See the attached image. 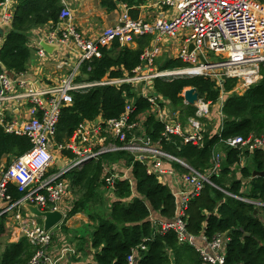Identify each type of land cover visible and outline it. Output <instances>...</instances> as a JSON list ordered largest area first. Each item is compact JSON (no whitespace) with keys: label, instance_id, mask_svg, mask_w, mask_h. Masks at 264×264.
<instances>
[{"label":"trees","instance_id":"16d2710c","mask_svg":"<svg viewBox=\"0 0 264 264\" xmlns=\"http://www.w3.org/2000/svg\"><path fill=\"white\" fill-rule=\"evenodd\" d=\"M4 1L0 0V4ZM119 2L130 10L138 7L142 0H100V5L111 12L117 9ZM61 8L59 0H16L11 27L0 46V74L1 65L13 75L25 73L30 57L29 31L47 24L56 26ZM135 12H131L132 18H136ZM150 39L141 38L136 49L120 46L117 42L109 48H102L101 58L85 62L80 75L88 82H98L106 76L121 78L132 75L140 65V56ZM185 66L177 58H165L160 65L156 64L160 71H172ZM259 74L260 79L247 87L242 95H228L237 81L224 79L220 132H204L205 144L201 148L184 143L178 137L165 138L163 124L150 113L149 103L130 85L73 92L72 104L60 111L55 142H68L82 122L93 121L98 117L105 120L118 118L125 106L132 103L130 119L135 120L143 115V134L163 153L184 162L193 171L204 174L210 168L212 154L215 151L222 152L225 159L219 173L208 177L213 186L206 183L201 192L187 204L184 218L186 233L207 241L223 234L227 239L224 264H264V218L259 214V209L264 207L257 205L264 204V178L257 177L244 182L251 178L252 172L264 171V150L250 154L224 144L234 137L264 135V64L259 67ZM190 88L196 90L202 102L217 104L221 97L220 89L206 76L161 77L153 80L152 85L154 93L180 109L184 115L182 119L194 117L196 111L195 107L183 101L182 94ZM30 148L26 137L9 135L0 129V169L4 167V159L9 162ZM242 157H249L248 164L237 168L239 176L233 177L232 168L239 165ZM118 162L130 169L131 181L118 178L109 185L106 178L111 174L109 171L104 173V170ZM172 165L181 173L186 172L178 163L173 162ZM54 171H57L56 167ZM60 180L69 182L79 197L57 227L65 232L67 219L79 213H87L91 226H94L89 241L92 256L86 264H127L131 251L140 245L145 250L139 253L136 264H205L193 247L179 244L172 231L161 232L160 224L175 218L177 202L171 190L154 175L147 174L146 166L135 161L128 152L103 153L66 172ZM104 186L112 190L114 200L102 211L99 189ZM8 192L13 201L23 196L12 186ZM6 221L7 214H1L0 237L6 233ZM80 240L82 243L79 246L82 247L84 240ZM33 256L34 248L22 237L17 242L5 245L0 254V264H29ZM84 258L87 256L84 255Z\"/></svg>","mask_w":264,"mask_h":264},{"label":"built area","instance_id":"2783aa9c","mask_svg":"<svg viewBox=\"0 0 264 264\" xmlns=\"http://www.w3.org/2000/svg\"><path fill=\"white\" fill-rule=\"evenodd\" d=\"M59 2L62 8L55 32L47 35L44 41L74 46L77 51L76 59L69 72L55 85H40V88L36 86L35 80L27 78L24 73L15 75L16 80L4 71L0 74V129L9 135L26 137L31 144L30 150L11 160L0 177V203L5 206L2 213L13 214L21 238L24 237L34 248V256L29 264H57L47 254L53 233L45 232L43 225L34 217L28 214L24 217L21 214L23 206L28 203L37 206L39 210L50 207L53 211L58 210L57 204L66 191V183L60 177L67 168L64 167V170L57 173L48 172L54 161V152L61 154L68 163L71 162L70 167L74 164L73 158L76 155L79 156V161L75 164L98 154L115 151L128 152L135 161L146 166L147 174L154 175L158 180L166 175L179 178L183 186L178 192L172 193L177 202L176 216L171 222L160 224L161 232L172 231L178 243L193 247L203 263L224 264V246L227 242L225 236L217 235L211 241L203 237L194 238L186 233L184 220L189 200L197 196L206 183L212 185L208 180L210 175L219 173L224 161L222 153L212 154L207 173L200 174L190 168L186 170L184 162L163 153L143 134V115L135 120L130 119L132 103L127 104L116 119L105 120L98 117L93 121L82 122L71 139L63 144L55 142L56 124L61 109L72 104L73 92L130 85L134 90L141 87V91L136 92L149 103L150 113L163 124L165 138L178 137L184 143L203 147L205 140L201 122L194 116L189 117L186 124L182 125L175 119V114L173 118L164 114L161 104L166 100L153 92V80L183 75L210 78L221 92L217 105L222 117L224 79L242 80L247 87L260 79L259 67L264 64V6L256 0H159L156 7L172 11L170 19L158 18L152 22H144L133 20L124 13L118 25L106 28L96 37L88 39L73 24L72 12L66 0ZM0 10L1 22L5 26H11L15 11L11 0L1 3ZM143 37H150L152 44L143 50L140 65L132 75L121 78L106 76L98 82L82 79L81 66L92 59L101 58L102 48H109L114 42L127 47L135 39ZM164 40L181 41L173 58L180 60L186 67L172 71L155 69L156 62L163 53ZM191 43L194 49L189 52ZM210 53L216 61L211 60ZM36 54L39 59L46 57L40 46ZM62 66L60 64L59 68ZM219 132L220 129L217 133ZM105 135L110 137L113 144L105 146L106 148L98 147L96 153L92 152L89 147L100 146L95 143L99 142L101 136L105 138ZM224 144L251 154L264 150V135L234 137ZM163 161L176 162L189 172L180 175L164 168ZM109 173L111 175L106 178V182L111 185L119 176L110 170ZM10 186L23 193L22 198L13 201L8 192ZM234 198L248 202L243 198ZM144 250L143 245L133 249L127 258V264H136L139 253Z\"/></svg>","mask_w":264,"mask_h":264},{"label":"crops","instance_id":"0c3cea01","mask_svg":"<svg viewBox=\"0 0 264 264\" xmlns=\"http://www.w3.org/2000/svg\"><path fill=\"white\" fill-rule=\"evenodd\" d=\"M158 1L159 0H142V3L138 7H132L130 10L125 4H122L119 2L117 3V9L111 12L106 11L100 5V0H66V3H67L68 8L72 12V21H73V24L76 26L77 31L84 38L92 39L96 37L100 32H102L104 29L118 25L124 13H127L130 16V18L133 20H141L144 22H152L158 18H162L166 20L170 19V16L173 14V12L166 8L161 9L159 7H156V3ZM11 2L15 7L16 0H11ZM132 11H136L135 12V14L137 15L136 18H132V14H131ZM10 27H11L10 25L5 26V24L1 22V10H0V36L2 35V37H0V46L3 42L4 36L6 35ZM55 28H56L55 25L53 26L51 24H47L43 27L34 28L28 33L29 34L28 35V46L30 49V57L28 59L26 71L24 74L26 75L27 78L31 80H35L36 82H39L42 87H48V86L55 85L59 81V79L65 76L75 64L77 51L74 48V46L71 44H68L67 46L59 44L58 45L60 46L59 51L54 52L52 55L46 54V57L44 59H39L37 57L36 52H37V49L39 48V42L41 40L46 39L47 35H49L51 32H55ZM140 39L141 38L135 39L134 42L130 45H127V47L130 49H136L138 47ZM180 43H181L180 40H176V41L164 40L162 44L163 53L165 51L177 52V49L179 48ZM151 44H152V39H150L148 46H150ZM60 64L63 65L61 68H59ZM82 79L85 80L84 77H82ZM179 113L180 114L178 115V113L176 112L175 119L179 120V119H182V117H184V115L182 114L180 110H179ZM188 118L189 117L183 118L186 120L184 124H182L181 122L180 123L182 125H185ZM221 120L222 119H220V121L218 122V125L214 123V126H213L214 129L210 132V134H215L219 131L220 126H221ZM201 124H202V130L204 131L205 125L203 123ZM108 140L112 141L109 136H106L105 138H102L101 136L99 142L95 144L104 145L105 142ZM98 147L99 146H93L89 148L93 151H96ZM214 153H222V152L215 151ZM57 161H59L63 167L69 168L68 166L70 163L67 162L66 158L57 159L56 162ZM172 163H166V161L162 162L164 168L174 170L180 175L188 173V171H186L185 173H181L179 170L173 167ZM3 166L4 167L0 169V177L3 171H5L4 168L7 167L6 159L3 160ZM243 166L244 165H243V158H242V161H240L239 165L238 166L235 165L232 168V170L233 171L238 170L237 168L243 167ZM55 167L56 165L54 166V168ZM107 170L108 171L110 170L111 172H113L114 174H117L118 176L120 175L123 176L119 178H127L131 181V179L129 178L130 169L124 167L122 162H118L116 164L110 165L109 169ZM58 171L59 170L53 173H57ZM104 173H107L106 169L104 170ZM159 181L162 184L166 185L171 190L172 193L178 192L179 190H181L183 186L178 177H174L171 175H166L164 177H161ZM64 182L66 183L67 189L65 191L63 198L57 204V208L60 212L63 213L64 218H65L67 212L70 211V208L72 207L73 203L79 197V193L77 192L76 189H72L69 182L67 181H64ZM99 194L102 196V198L107 197V194H108L109 196L111 195L112 198L114 199L112 190L109 187L104 186L103 188H100ZM4 207L5 206L2 203H0V215L3 214L2 211ZM21 214L25 217L28 214V212L24 208L21 211ZM35 219L37 220L39 224L42 225V222L40 219H37V218ZM91 225L92 223L89 222L87 213H79L67 219L64 225L66 229L64 234H68V236L72 238H69L67 242L64 241L60 246L57 245L56 242H52L53 244L51 243V245L48 247V250L50 254L53 256V259H55L53 261H56L57 264L58 263L59 264H82V263L86 264L92 256V251L89 249L90 239L88 241L87 240L83 241L85 244V249L84 251H82L83 252L82 254L80 251L81 248L79 246L82 243V241L80 240L82 238V235H81V238H79V236H75V232H77L78 230H81L82 228H83V231H85V228H88ZM56 227L51 232L53 233V237H55V239H57L58 242H61L60 237L63 236L62 234L63 231L61 230V227H59L61 230V234H60ZM10 229H11V236L8 239V242L6 244L17 242L21 238V233H20L18 223L15 221L12 213L7 214V221H6V231H10ZM89 230L92 231L91 228H89ZM73 234L75 237L73 236ZM64 243L66 245H63ZM84 255H86L87 258H84ZM59 256L63 257L61 262L56 259ZM74 259H76V261Z\"/></svg>","mask_w":264,"mask_h":264},{"label":"rangeland","instance_id":"374dc122","mask_svg":"<svg viewBox=\"0 0 264 264\" xmlns=\"http://www.w3.org/2000/svg\"><path fill=\"white\" fill-rule=\"evenodd\" d=\"M256 1L259 4H261L262 6H264V0H256ZM210 55H211V57H210L211 60L216 61V58H214L211 53H210ZM175 56H176V52L175 51H168V52L165 51L164 53H162L160 58L157 60L156 64L160 65L162 63L163 59L171 58V57H175ZM246 87L247 86L244 85V82L242 80H238L236 82V86L234 87V89L232 90L231 93H228V95H230V94H232V95H241V94H243L245 92ZM139 90L141 91V87L135 88V91H139ZM223 98H224V95H222V100H223ZM161 107L164 108L163 112L168 117L173 118L174 114H176V112L178 113V115L180 114L179 113L180 109L177 108V107H173L172 105L167 103V101H164L162 103ZM219 112H220V108H219V106L217 104H209V103H206V102H202L201 100L198 101L197 107H196V111H195L194 115L201 123H203L205 125L203 133L205 132V134H210V132L214 129V127H213L214 123H216L218 125V122L220 121V119H222V117L219 114ZM179 121L182 124H184L186 120L185 119H179ZM137 134H139V133H137ZM54 156L55 157H54L53 164L51 165L50 170H48L49 173L55 172L54 171L55 170L54 166H55L56 160L63 158L62 155L58 154L57 152H54ZM248 160H249V157H243V165L248 164ZM9 162H11V160ZM9 162H6V166H8ZM52 170H53V172H52ZM234 172L235 173L232 174V176L233 177L238 176V171L235 170ZM119 177H123V176L120 175ZM126 177H128V176H126ZM111 199H113L112 196L111 195L109 196L108 194H107V197H103L102 198V202H103L102 206L103 207H101L100 210H102V211L106 210L105 208H107V206H109L112 203V201L114 200V199L113 200H111ZM259 207H261V206H259ZM259 214H260V217L264 218V210L263 209H259ZM56 228H57L58 232L61 234L60 228L59 227H56ZM89 228H91L93 230L94 226H89L88 228H85V231H83V228L81 230H78L77 232H75V236H79V238H81V235H82V239L84 241H86V240L88 241L90 239V233H91ZM62 234H63V236L60 237V241L61 242H58V240L55 239V237H54V239L51 241V243L52 242H56V244L60 246L64 241L67 242L69 238H72V237H69L68 234H64V232ZM10 236H11V229H10V231H6V233L3 236L0 237V254L2 253L6 243L8 242V239L10 238ZM73 236H74V234H73ZM63 237H64V239H63ZM51 243L48 245V247L51 245ZM63 245H66V244L64 243ZM48 247H47L48 256L51 258V260H55V259H53V256L50 254V252L48 250ZM80 248H81V251H84L85 244H83V246L80 247ZM56 259L61 262L63 257L59 256Z\"/></svg>","mask_w":264,"mask_h":264},{"label":"water","instance_id":"95a60500","mask_svg":"<svg viewBox=\"0 0 264 264\" xmlns=\"http://www.w3.org/2000/svg\"><path fill=\"white\" fill-rule=\"evenodd\" d=\"M0 37H2V35ZM39 46L47 55H52L54 52H58L59 48H60V46H58L57 44H50L44 40H41L39 42ZM193 49H194V45L191 43L188 47V51L192 52ZM200 59L202 62H204L203 58H200ZM1 69H2V71L6 72L13 80H16L17 77L15 75H12L11 73L7 72L6 68L3 65H1ZM36 86L38 88H40V83L37 82ZM182 97H183V101L185 104H187L189 106H193V107H196L197 102L199 100L198 94L194 88H190L188 90H185ZM84 163L85 162L82 161V162H79L75 165L73 164L72 166H70L69 168H67L64 171V174L66 172H69L70 170L74 169L75 167H77L81 164H84ZM55 165L57 167V170H59V171L64 170V167L60 164L59 161H57L55 163ZM183 167L186 170L189 169L188 166H183ZM257 177L264 178V171L263 172L254 171V172H252L251 178L244 180V181H248V180L250 181L251 179H254ZM23 207L26 209L29 216L41 220L45 232H48V231H51L52 229H54L56 226L61 224L63 219H64L63 213L60 212L59 210L44 211L43 212V211H40L37 206L28 205V204H25ZM244 236H248V234H244Z\"/></svg>","mask_w":264,"mask_h":264},{"label":"bare ground","instance_id":"6f19581e","mask_svg":"<svg viewBox=\"0 0 264 264\" xmlns=\"http://www.w3.org/2000/svg\"><path fill=\"white\" fill-rule=\"evenodd\" d=\"M201 60V59H200ZM186 67V66H185ZM155 69L157 70V68H156V65H155ZM184 94V93H183ZM183 94H182V96H183ZM113 143H112V141H110V140H108V141H106L105 142V144L103 145H100L99 146V148H106V147H109L110 145H112ZM106 146V147H105ZM201 148V147H200ZM92 152H94V153H96L95 151H93L92 150ZM100 155H102V154H98L97 156H95V157H91V158H88V159H86L84 162L86 163L87 161H90V160H92V159H96V158H98ZM79 161V156L78 155H76L74 158H73V163H74V165H75V163L76 162H78ZM209 170V169H208ZM208 170L205 172V173H207L208 172ZM189 172V171H188ZM28 205H30L29 203H28ZM258 206H261L262 207V204H257ZM40 211H53V209L50 207L49 209H43V210H40ZM51 232V231H50ZM52 233V232H51Z\"/></svg>","mask_w":264,"mask_h":264}]
</instances>
